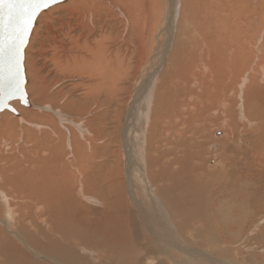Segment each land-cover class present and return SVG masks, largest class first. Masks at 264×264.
Returning a JSON list of instances; mask_svg holds the SVG:
<instances>
[{
  "label": "bare ground",
  "instance_id": "bare-ground-1",
  "mask_svg": "<svg viewBox=\"0 0 264 264\" xmlns=\"http://www.w3.org/2000/svg\"><path fill=\"white\" fill-rule=\"evenodd\" d=\"M252 19L256 21L250 23ZM24 69L29 104L14 100L10 102L13 111L0 112V259L6 258L4 264H111L116 253L115 264H136L129 247L109 243L117 233L129 229L128 219H122V210L125 216L131 212L127 204L134 208L137 221L141 213L143 225L158 244L163 242L162 233L170 235L172 229L166 226L163 213L156 212V200L150 195L153 191L136 164L142 158L141 136L136 134L128 146L131 122L139 127L138 133L146 132L151 105L155 104L157 130L173 115L169 121L175 127L181 120L177 109L185 113L197 108L200 112L194 114L200 116L203 109L217 103L226 108L219 100L235 81L244 85L264 77V0H63L36 18L25 48ZM254 73L257 76L246 81V75ZM208 74L212 77L207 78ZM194 88L202 93L190 90ZM257 92L246 105L258 117L264 97ZM188 100L194 101L192 105ZM137 107L141 111L136 115ZM245 120L254 125L243 113L241 121ZM112 123L122 124L119 152L125 161L128 192L125 190L124 208L116 207L114 213L103 217L110 228L106 233L107 227L100 232L95 228L103 218L86 220L92 208L78 194L82 187L87 193L101 192L97 172L103 162L99 158L107 155L105 137ZM179 130L175 133L180 136ZM90 131L95 133L93 137ZM185 137L183 134L181 142ZM155 141L153 138L150 144L158 148ZM173 141L176 147L181 146L176 138ZM196 146L191 147L194 156L200 151ZM249 147L253 158L260 156V147L259 153ZM179 153L177 157H185L184 151ZM133 163L136 168L131 175ZM108 164L111 168L105 179L115 168ZM150 169L153 178L168 172V166L159 165L153 156ZM110 186L114 189V183ZM93 200L102 202L96 197ZM103 206L109 211L105 203ZM34 209L40 227L30 218ZM93 211L90 217L98 213ZM14 223L13 228L20 227L18 231L10 230ZM28 223L33 233L26 231ZM97 235L107 239L99 240ZM73 240L85 246L80 245L79 250ZM174 241L168 240L171 247L176 245ZM98 251L105 254L101 260ZM170 251L164 255L172 264H197L185 259L178 263ZM199 251L205 260L197 258L200 264L227 263Z\"/></svg>",
  "mask_w": 264,
  "mask_h": 264
},
{
  "label": "rangeland",
  "instance_id": "rangeland-1",
  "mask_svg": "<svg viewBox=\"0 0 264 264\" xmlns=\"http://www.w3.org/2000/svg\"><path fill=\"white\" fill-rule=\"evenodd\" d=\"M254 21L256 20L252 19L250 23ZM239 26L241 27L240 24ZM249 74L246 75V81L252 75L257 76L256 73L250 76ZM223 76H225L224 73ZM206 77L212 76L208 74ZM253 83L255 86H253ZM253 83L251 80V82L248 81L243 85L242 81H235L232 88L224 93L219 100L224 101L226 108L217 103L216 106L210 109H203L204 112L200 116L195 115L200 112L197 108H190V111L185 113H182V109H177L176 116L181 120L176 123L175 127L174 125L170 126L169 121L175 117L173 115L168 120L165 119V124L157 130L154 122L155 104L151 105L150 120L144 129L146 132L138 133L139 127L134 126V120L131 122L130 132L127 136L128 146L131 147L136 134L141 136L143 141L140 149L142 158L140 161H136V164L141 166L144 179L148 181L149 187L155 194L152 193L156 195L150 193L151 199L156 200L155 203L159 207L158 210V207L155 206V209L157 208L156 212H159L160 215L163 213L166 223L168 222L166 226L168 229H172L170 235L167 232L162 233L163 242L161 244H158L156 240H152L151 235L143 225L144 218L140 212H138L140 219L137 221L133 213L135 210L130 204L127 205L131 212H128L126 216L122 210L125 204V190L128 192V188L126 187L127 182L125 184L127 177L124 179L125 161L121 152H119V149L122 148L121 123L109 124L107 130L105 137V141L108 143L107 155L99 158V162L103 163L97 172L100 176L98 185L101 192L87 193L85 188L82 187L81 196L78 194L83 203H88L92 208V212L89 217H86V220L96 222L98 219L114 213V208L121 209L122 219H128L129 229L126 233L124 229L123 232L117 233L115 239H112L109 243H114L113 245L117 248L129 247L132 251L131 257L136 261V264L137 262L141 264L149 259L153 260L150 264H172L168 255H164L167 254L166 251L170 250L172 251V253L170 251V254L175 255L174 258L178 263L185 259L200 264V261L196 260L197 258L205 261L199 251L201 250L206 255L214 256L223 263L227 262L226 264H264V105L258 106V117L250 113L246 105L247 99L257 91V93L261 91L264 97L263 75ZM257 88H260V91L259 89L255 91ZM190 90L196 92L197 95L202 93L197 91V88ZM231 90L232 92H230ZM230 93L233 94L230 95ZM251 101H254V99ZM193 102L187 101L188 105H192ZM199 104L198 102L196 105ZM140 107L142 109V104ZM140 107L136 108L135 114L141 111ZM75 109H78V107H75ZM214 111H216V115L212 114L215 113ZM243 113L254 124L253 126H250L246 120L245 122L241 121ZM94 115H98V113ZM194 117H197L196 121ZM222 122L225 123L224 126ZM236 123L238 124L237 127ZM176 129H180V136L175 133ZM251 133L255 135L254 138H252ZM183 134L186 137L185 141L181 142ZM93 135L95 133L91 132V137ZM153 138H155L158 148L151 146L150 141ZM174 138L181 146L176 147L173 141ZM158 140L160 141L158 142ZM250 145L251 150L258 153L262 150L259 157H257V154L253 158ZM192 146L200 148L195 156L193 155ZM132 150L133 146L128 151ZM182 151H184L185 157H177L181 154L179 152ZM124 156L125 159L126 154ZM152 156L159 165L161 163L168 166V172L162 178L160 176L153 178L151 175ZM132 159L135 161L134 158ZM106 160H110V162ZM199 160H201V163H199ZM170 161H174L175 164ZM108 163L115 165V168L111 170V175L105 179L104 177L110 172L109 167L111 168ZM135 168L136 166L133 163L130 171L131 175ZM235 170L238 172H235ZM240 170L243 171L240 172ZM163 179L166 182L165 185ZM90 183H93V179L90 180ZM112 183H114V189L110 186ZM38 197L42 198L43 193L39 192ZM94 197L100 199L103 204L102 202H95ZM104 203L109 211L104 208ZM93 208L97 209L98 213L95 217H90L95 213ZM151 212H153V209ZM37 216L38 214L34 209L30 218L33 217L34 219H31L36 220L37 225L40 227L41 222L39 216L38 218ZM18 218L19 214H17ZM105 220L103 218V222L95 226V228H99L98 232L102 231L101 228L107 227ZM28 221L31 220L28 219ZM81 221L85 224L83 216H81ZM15 222L17 223V220ZM1 223L0 221V228H3ZM16 223L12 225L10 230L18 231L17 229L20 227L13 228ZM30 226L32 224L28 223L26 225L28 229L26 231L29 232L30 230V233H33L34 231L30 229ZM138 228H140L142 236L138 232ZM109 229L107 227L105 232L108 233L107 230ZM131 233L133 238L129 239ZM97 237L99 240L107 239L98 235ZM177 237H180V239ZM206 239L212 240L213 243L210 242V244ZM168 240H175L177 246L171 247ZM122 241H124V244L120 245ZM75 243L79 244V250H81L80 245L85 246L83 242L75 241ZM155 244H158V250ZM182 245L188 247L182 251ZM192 251L198 252L185 257L186 253ZM25 252L30 256L29 250L25 249ZM97 253L100 260L105 257L102 251ZM98 256L94 257L100 262ZM179 259L183 260L179 261ZM5 260L0 259V263L4 264ZM109 261H111V264L118 262L116 253H113ZM104 262H108V260L104 259Z\"/></svg>",
  "mask_w": 264,
  "mask_h": 264
},
{
  "label": "snow or ice",
  "instance_id": "snow-or-ice-1",
  "mask_svg": "<svg viewBox=\"0 0 264 264\" xmlns=\"http://www.w3.org/2000/svg\"><path fill=\"white\" fill-rule=\"evenodd\" d=\"M54 0H0V80L9 96L22 93V59L35 19Z\"/></svg>",
  "mask_w": 264,
  "mask_h": 264
},
{
  "label": "water",
  "instance_id": "water-1",
  "mask_svg": "<svg viewBox=\"0 0 264 264\" xmlns=\"http://www.w3.org/2000/svg\"><path fill=\"white\" fill-rule=\"evenodd\" d=\"M61 1H63V0H54V2L49 7H51L54 4L59 3ZM48 8H46V9H48ZM34 24H35V21H34ZM34 24H33V27H34ZM33 27H32V29H33ZM32 29H31V32H32ZM31 32H30V34H31ZM30 34L26 38L25 46L23 48V59H22L23 84L21 86L23 91H22V93H17L14 96H9V90H8L7 86L4 84L3 80H0V112H2L4 110L13 111L12 107L10 106V102H12L14 100H20L22 105H28L29 104L28 99H27V95H26V91H25L26 76H25V69H24V53H25V48L28 45Z\"/></svg>",
  "mask_w": 264,
  "mask_h": 264
}]
</instances>
